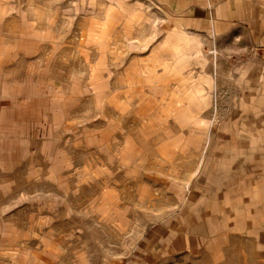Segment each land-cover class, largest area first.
I'll return each mask as SVG.
<instances>
[{
  "label": "rangeland",
  "instance_id": "1",
  "mask_svg": "<svg viewBox=\"0 0 264 264\" xmlns=\"http://www.w3.org/2000/svg\"><path fill=\"white\" fill-rule=\"evenodd\" d=\"M191 8L0 0L4 53L41 47L72 125L58 177L0 179V264H264V48ZM186 206L212 235L164 253Z\"/></svg>",
  "mask_w": 264,
  "mask_h": 264
},
{
  "label": "crops",
  "instance_id": "2",
  "mask_svg": "<svg viewBox=\"0 0 264 264\" xmlns=\"http://www.w3.org/2000/svg\"><path fill=\"white\" fill-rule=\"evenodd\" d=\"M191 1L194 8L186 12H194L190 17L196 27L198 21L209 19L230 30H242L264 48V0ZM35 45L32 39L23 40L19 45L22 53L13 55L4 53L0 43V179L13 172L26 179L44 171L58 177L60 156L67 148L70 112L67 103L60 101L59 83L43 69L47 66L41 47ZM197 214V206H186L177 218L158 224L170 231L161 241L164 253H185L194 244L207 242L212 225L196 219ZM152 253L151 249L145 253L150 263L156 258Z\"/></svg>",
  "mask_w": 264,
  "mask_h": 264
}]
</instances>
